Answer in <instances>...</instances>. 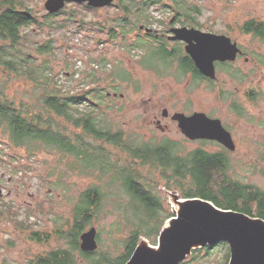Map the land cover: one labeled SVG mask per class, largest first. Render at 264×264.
Segmentation results:
<instances>
[{"label":"rangeland","instance_id":"1","mask_svg":"<svg viewBox=\"0 0 264 264\" xmlns=\"http://www.w3.org/2000/svg\"><path fill=\"white\" fill-rule=\"evenodd\" d=\"M22 1L38 21L49 14L44 7L47 0ZM187 1L201 10V14L196 16L198 25L192 27L226 35L241 51L231 66L216 67L214 83L202 81L195 85L190 74L178 73L177 58L170 60L166 73L145 68L142 64L145 49L129 53L124 46L138 34L143 37L144 31L133 32L126 38L121 35L110 38L109 30L117 19L123 17L117 0L110 6L94 8L97 10L81 9L77 6L79 3H67L62 9L64 13L55 19V28L43 26L37 31L35 26H31L33 34L23 37L21 45L34 53L29 44L52 39L55 45L53 52L34 56L39 62L43 59L49 62L53 80L65 93L80 94L94 88L103 91L107 98L103 99L96 114H103V121L113 131L135 134L144 141L170 139L181 144L182 154L199 147L215 152L224 146L216 141L187 139L171 116L199 112L219 119L230 132L235 145L233 151L227 149L230 157L227 175L232 180L264 191V41L241 31L246 21L264 23V0ZM166 4L170 1L162 0L149 9L151 26L148 27L167 36L169 21L174 15L164 7ZM71 12L73 15L69 16ZM67 18L70 19L68 25L61 27L59 24ZM80 22L83 29L79 27ZM179 25L183 26L181 23L175 26ZM176 46V43L169 42L167 49L177 50ZM149 59L147 57L145 62ZM0 81L7 83V94L16 102H34L42 93L34 90L33 83L8 75L1 69ZM249 89L259 92V97L252 102L247 97ZM233 104H237L238 109L243 108L242 115L231 108ZM164 111L167 117H163ZM157 120H160L163 130L158 128ZM107 148L118 154L115 148ZM66 158L48 151L28 158L25 150L14 148L0 132V175L12 177L9 189L15 194L14 212L12 209L13 213L5 211V215H0V264H26L38 255L66 247L54 232L66 225L80 192L97 183L94 176L68 170ZM146 172L147 168H144L143 173ZM148 178H157L156 188L161 200L165 208L173 213V203L180 197L179 192L167 191L156 173ZM91 227L100 236L97 250L113 257L121 252L129 226L117 209L106 205L86 230ZM32 233L39 234L43 239L33 240ZM45 236L48 239H44ZM139 243L155 247L157 239L141 237ZM222 260V252L218 251L195 264H220Z\"/></svg>","mask_w":264,"mask_h":264},{"label":"trees","instance_id":"2","mask_svg":"<svg viewBox=\"0 0 264 264\" xmlns=\"http://www.w3.org/2000/svg\"><path fill=\"white\" fill-rule=\"evenodd\" d=\"M169 1L170 4L164 7L173 12L176 22L190 27L198 25L196 16L201 14L199 7L187 0ZM161 2L117 0V7L122 10L123 17L117 19L109 30L110 38L119 35L126 38L133 32L141 33L140 26H151L149 9ZM77 6L97 10L86 4ZM20 9H26L31 14L22 0H0V69L8 75L33 83L34 90L42 93L38 94L34 102H16L7 94V83L0 81V132L14 148L25 150L28 158L42 151L56 152L67 156L65 166L68 170L94 176L97 181L80 192L66 225L54 232L66 247L38 255L26 264H126L139 239H157L164 222L173 216L169 208H165L158 193L157 178H148L152 173H156L167 191L179 192L181 198L198 197L212 202L218 208L264 220V191L232 180L227 175L230 157L226 148L209 152L199 147L182 154L181 144L170 139L144 141L135 134L113 131L103 121V114H96L103 99L107 98L103 91L94 88L73 94L58 88L50 73L49 62L45 59L39 62L34 56L53 52L54 41L50 39L29 44L34 53L25 49L21 41L27 34H33L31 26H35L37 31L43 26L55 28V19L64 11L47 14L42 21H38L32 14L30 17L24 15ZM69 21L67 18L59 25L65 27ZM79 27L84 28L81 22ZM241 31L264 41L263 22L246 21ZM157 39L153 33H145L143 37L138 34L130 44L124 46L129 53L145 49L142 64L147 69L166 73L170 60L177 58L178 73L190 74L195 85L202 81L214 83V80L206 78L196 69L191 58L182 50H168L167 44H158ZM147 57L150 59L146 63ZM232 64L220 63L218 67L221 69ZM247 96L255 100L259 92L249 89ZM232 109L239 115L243 113L237 104H233ZM107 147L115 148L118 154ZM144 168H147L146 173H143ZM106 205L117 209L129 226L121 252L114 257L100 249H80V235L100 216ZM31 238L36 241L43 239L37 233H32ZM44 239H48V236ZM96 242H100L98 234ZM218 251L223 256L220 264H227L230 253L224 242L194 249L190 260L180 264H195Z\"/></svg>","mask_w":264,"mask_h":264},{"label":"water","instance_id":"3","mask_svg":"<svg viewBox=\"0 0 264 264\" xmlns=\"http://www.w3.org/2000/svg\"><path fill=\"white\" fill-rule=\"evenodd\" d=\"M115 0H47L44 4L49 14L61 11L67 3H84L91 8L110 6ZM28 17V11H22ZM151 33L153 29L140 26ZM170 40L186 43L185 52L196 69L206 78H216L215 63L233 62L240 54L236 43L226 35L201 31L194 27L172 29ZM163 115H167L164 111ZM171 119L189 140L216 141L233 151L231 134L219 119L204 113L190 115L175 113ZM179 209L173 212L161 229L157 245L137 244L126 264H180L192 250L219 242L228 245L230 257L227 264H264V220L247 214L216 207L212 202L194 197L178 198ZM80 249H97L96 230L89 228L80 235Z\"/></svg>","mask_w":264,"mask_h":264},{"label":"flooded vegetation","instance_id":"4","mask_svg":"<svg viewBox=\"0 0 264 264\" xmlns=\"http://www.w3.org/2000/svg\"><path fill=\"white\" fill-rule=\"evenodd\" d=\"M180 24V22H176L175 21V17H173L172 19H170V21H169V28H168V31H167V33H168V35L166 36V34H162V33H158L157 32V30H154L153 29V32H151V33H153L155 36H156V38H158L157 39V43L158 44H160V43H165V44H168L169 42H174V43H176L177 44V49H180V50H182V48H183V50L182 51H184L183 53L185 54V55H187L186 54V52H185V46H186V43L185 42H183V41H180V40H170L169 38H170V36L172 35V29H174V28H181V27H184V26H181V25H179V26H175V25H177V24ZM185 27H187V26H185ZM145 32V31H144ZM211 33V32H210ZM220 35V34H219ZM228 37V36H227ZM175 49V48H174ZM240 54H241V51H240ZM224 63H226V62H224ZM218 64H220L219 62H216L215 63V71H216V67L218 66ZM248 97V96H247ZM249 98V97H248ZM252 101H254V100H251V102ZM231 108H232V106H231ZM240 109H242L243 110V108L242 107H240ZM168 116V114L167 115H163V117H167ZM175 122V121H174ZM156 123H157V125H158V128L159 129H161V130H163L164 128L161 126V122H160V120H157L156 121ZM222 123V122H221ZM223 125V124H222ZM226 129V128H225ZM227 130V129H226ZM228 131V130H227ZM230 133V132H229ZM13 183V179H12V177L11 176H9V177H6L4 174H1L0 175V215H5L4 213H5V211H7L8 213H9V211H11L12 209V211L14 212V201H13V199H14V197H15V194H14V191L13 190H11V189H9L10 188V185ZM11 211V212H12ZM12 212V213H13Z\"/></svg>","mask_w":264,"mask_h":264},{"label":"bare ground","instance_id":"5","mask_svg":"<svg viewBox=\"0 0 264 264\" xmlns=\"http://www.w3.org/2000/svg\"><path fill=\"white\" fill-rule=\"evenodd\" d=\"M181 202L180 201H174L173 203V209L176 211L179 209V206H180Z\"/></svg>","mask_w":264,"mask_h":264}]
</instances>
